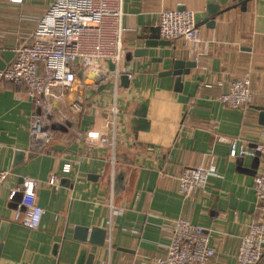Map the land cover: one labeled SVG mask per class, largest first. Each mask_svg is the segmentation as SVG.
I'll return each mask as SVG.
<instances>
[{"label": "crops", "instance_id": "crops-1", "mask_svg": "<svg viewBox=\"0 0 264 264\" xmlns=\"http://www.w3.org/2000/svg\"><path fill=\"white\" fill-rule=\"evenodd\" d=\"M53 1L0 0V69L31 41ZM206 5L207 0H123L122 24L129 32L118 69L131 75L129 86L120 78L116 84L109 65L107 81L100 78L104 74L81 70L66 98L51 102L48 143L30 133L31 117L41 110L26 88L0 84V169L11 172L0 186V264H76L83 245L72 240L76 227L89 239L95 228L106 232L104 245L88 243L93 264H155L171 242L170 220L178 218L206 229L217 250L213 264H238L239 237L258 213L260 159L231 158L229 144L219 138H238L240 147L249 148L264 142L258 110L264 106V0H249L245 11L224 12L215 28L198 27L200 44L179 39L149 49L146 56L136 54L145 49L162 11L197 13ZM174 60L196 64L182 77L181 91L176 77L165 74ZM247 72L253 101L244 108L225 105L221 94ZM146 103L149 129L136 131V114ZM113 107L118 109L115 146H91L90 131L112 137L107 121L114 119ZM58 113L66 114L65 125L56 120ZM67 164L71 170L64 172ZM196 166L212 172L208 186L185 196L178 179ZM53 176L58 178L54 186L48 183ZM23 177L37 181L44 210L37 230L16 219L20 197L9 198Z\"/></svg>", "mask_w": 264, "mask_h": 264}, {"label": "built area", "instance_id": "built-area-1", "mask_svg": "<svg viewBox=\"0 0 264 264\" xmlns=\"http://www.w3.org/2000/svg\"><path fill=\"white\" fill-rule=\"evenodd\" d=\"M6 1L19 5L24 0ZM123 15V0H54L39 20L31 41L18 47L13 61L0 69V84L9 81L24 86L32 103L40 107L41 112L33 114L30 120L29 130L34 138L49 142L51 130L48 119L54 121L51 117V102L66 98L67 91L72 90L77 83L81 70L104 74L100 78L107 81L110 77L104 72L108 68V61H111L116 67L112 74L116 84L118 83L122 74L118 67L122 61L124 38L129 32L122 24ZM158 28L164 40L184 39L193 44H200L203 40L196 26L195 13L191 10L162 11ZM191 51L195 52V47ZM196 61L199 62L198 56ZM128 77L131 78V75L128 74ZM219 85L223 86L224 83L220 82ZM207 86L212 87L209 84ZM220 100L232 108L248 106L253 101L251 73L234 78L229 83L228 90L221 94ZM111 112L114 119L107 121V124L111 123L113 126L112 137L90 131L87 139L91 146H115L118 109L113 107ZM219 141L229 144L231 158L260 159L255 177L258 213L244 225L245 232L239 237L235 256L238 264H262L264 142L249 148L240 147L238 138L223 136ZM1 149L0 141V152ZM70 170V164L64 166V172ZM211 175L212 172L203 166L184 169L178 179L180 193L192 196L197 191H204ZM10 176V171L0 169V186ZM48 183L54 186L58 183V178L53 176ZM36 189V180L23 177L9 195L11 200L20 197L16 219L31 230L40 228L44 216V210L38 204ZM170 227L171 242L155 259V264H213L217 250L203 226L195 225L186 218H178L170 220Z\"/></svg>", "mask_w": 264, "mask_h": 264}, {"label": "water", "instance_id": "water-1", "mask_svg": "<svg viewBox=\"0 0 264 264\" xmlns=\"http://www.w3.org/2000/svg\"><path fill=\"white\" fill-rule=\"evenodd\" d=\"M249 0H207V5L204 11L195 13V22L197 27L206 26L207 28H215L216 26V18L222 15L224 12L240 7L242 10L247 9ZM230 3H233L230 5ZM185 9V8H181ZM171 41L164 40L161 38L159 33V28H152L151 35L148 40L145 42V49H140L136 52L141 53L140 55L146 56L148 55L149 49L158 48L161 46H170ZM138 56V55H137ZM217 64V63H216ZM215 64V70H218ZM109 70L113 73L116 69L115 65L108 61ZM195 62H184L182 60H174L173 67L165 72L166 75H172L176 77V90L181 91L183 87L182 77L189 75L190 70L195 68ZM111 78V76H110ZM109 78V80H110ZM121 82L126 83V87L129 86L130 80L128 74L122 73L120 75ZM106 88V85H102L99 88L101 92ZM92 93V92H91ZM260 112V123L264 126V106L258 107ZM148 114L147 103L143 105V107L136 114L135 120V130L136 131H145L147 132L149 129V122L146 120ZM84 229L80 227L75 228V234L73 236V241L80 242L82 245L79 259L76 264H93L94 254H89L88 243L94 244L97 246L104 245L106 239V232L100 231L98 228H95L91 231V238L86 237ZM70 240L66 235L64 241ZM59 247L58 245L55 248ZM1 249V245H0Z\"/></svg>", "mask_w": 264, "mask_h": 264}, {"label": "rangeland", "instance_id": "rangeland-1", "mask_svg": "<svg viewBox=\"0 0 264 264\" xmlns=\"http://www.w3.org/2000/svg\"><path fill=\"white\" fill-rule=\"evenodd\" d=\"M56 119L58 120V122H60V124L65 125L67 123V117L66 114H57Z\"/></svg>", "mask_w": 264, "mask_h": 264}]
</instances>
